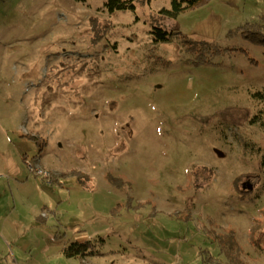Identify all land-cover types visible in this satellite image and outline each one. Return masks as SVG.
<instances>
[{
	"label": "rangeland",
	"instance_id": "obj_1",
	"mask_svg": "<svg viewBox=\"0 0 264 264\" xmlns=\"http://www.w3.org/2000/svg\"><path fill=\"white\" fill-rule=\"evenodd\" d=\"M106 2L0 0V264H264V0Z\"/></svg>",
	"mask_w": 264,
	"mask_h": 264
},
{
	"label": "trees",
	"instance_id": "obj_2",
	"mask_svg": "<svg viewBox=\"0 0 264 264\" xmlns=\"http://www.w3.org/2000/svg\"><path fill=\"white\" fill-rule=\"evenodd\" d=\"M204 0H171L170 8H162L159 12L163 16L175 17L178 13L199 5ZM106 7L112 11L115 9H133L135 7L133 0H107ZM244 37L252 43H257L263 47L264 52V12L258 17L257 20L248 22L242 27ZM155 35L157 39H166L167 32L156 29ZM209 44L204 43V48L210 49ZM202 51V48H199ZM198 50V52L200 51ZM219 50V49H218ZM201 54V53H200ZM200 60H205L204 55ZM255 97L259 100H264V88L261 91L255 92ZM252 122H258L264 130V110H260L252 119ZM261 167L264 171V156L261 159ZM85 246V245H84ZM72 255H77L79 247L73 246Z\"/></svg>",
	"mask_w": 264,
	"mask_h": 264
},
{
	"label": "built area",
	"instance_id": "obj_3",
	"mask_svg": "<svg viewBox=\"0 0 264 264\" xmlns=\"http://www.w3.org/2000/svg\"><path fill=\"white\" fill-rule=\"evenodd\" d=\"M38 172H39V173H42V171H41L40 169L38 170Z\"/></svg>",
	"mask_w": 264,
	"mask_h": 264
}]
</instances>
